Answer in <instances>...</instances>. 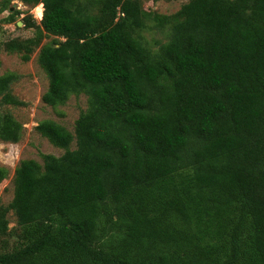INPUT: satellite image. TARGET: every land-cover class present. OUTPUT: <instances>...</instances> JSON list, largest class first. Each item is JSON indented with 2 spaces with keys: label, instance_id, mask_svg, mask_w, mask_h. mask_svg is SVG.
Instances as JSON below:
<instances>
[{
  "label": "trees",
  "instance_id": "1",
  "mask_svg": "<svg viewBox=\"0 0 264 264\" xmlns=\"http://www.w3.org/2000/svg\"><path fill=\"white\" fill-rule=\"evenodd\" d=\"M21 1L43 4L28 41L63 37L39 49L42 100L83 92L88 108L73 132L37 124L66 150L15 168L21 242L0 264H264V0H189L157 50L137 0ZM15 78L0 75L4 103L21 104ZM19 137L0 115V138Z\"/></svg>",
  "mask_w": 264,
  "mask_h": 264
},
{
  "label": "rangeland",
  "instance_id": "2",
  "mask_svg": "<svg viewBox=\"0 0 264 264\" xmlns=\"http://www.w3.org/2000/svg\"><path fill=\"white\" fill-rule=\"evenodd\" d=\"M1 1V0H0ZM141 8L150 14L139 30L140 38L150 49L157 50L171 33L172 16L189 0H137ZM7 7L19 12L13 20H7V9L0 10V75L13 73L16 78L9 86V92L21 104L4 103L0 96V115L10 114L20 123V137L17 141L0 138V167L5 169L4 178L0 180V207L8 208L14 195V172L22 160L33 159L43 163L44 154L62 155L66 148L52 144L36 128L44 119H51L73 132L75 120L88 108V96L83 92L71 93L61 104L49 105L42 100L48 87V77L38 63V53L42 45L63 40L61 36L44 34L38 43L28 39L36 34L40 20L31 11L34 5L21 0H6ZM36 6V5H35ZM96 12V8H92ZM36 13L40 16V8ZM151 16L153 19H151ZM164 16L169 19L160 22ZM157 18L155 20L154 18ZM163 21V20H162ZM20 44L19 49L11 48L10 43ZM27 55V59L24 58ZM76 147L75 139L68 148ZM8 221L6 233L0 235V249H12L21 242V225L17 222L15 212L10 207L6 212Z\"/></svg>",
  "mask_w": 264,
  "mask_h": 264
},
{
  "label": "built area",
  "instance_id": "3",
  "mask_svg": "<svg viewBox=\"0 0 264 264\" xmlns=\"http://www.w3.org/2000/svg\"><path fill=\"white\" fill-rule=\"evenodd\" d=\"M36 5V6H35ZM34 6H33V8H32V12H33V16L35 17V18H38V19H40L41 18V16H42V12H43V4H42V2H38L37 4H35ZM37 8H41V15L40 16H38L37 15V13H36V9Z\"/></svg>",
  "mask_w": 264,
  "mask_h": 264
},
{
  "label": "water",
  "instance_id": "4",
  "mask_svg": "<svg viewBox=\"0 0 264 264\" xmlns=\"http://www.w3.org/2000/svg\"><path fill=\"white\" fill-rule=\"evenodd\" d=\"M10 11H12L13 10V8L12 7H10V9H9Z\"/></svg>",
  "mask_w": 264,
  "mask_h": 264
}]
</instances>
